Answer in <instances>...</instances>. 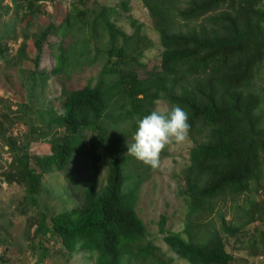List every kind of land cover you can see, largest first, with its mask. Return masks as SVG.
<instances>
[{
  "label": "trees",
  "instance_id": "1",
  "mask_svg": "<svg viewBox=\"0 0 264 264\" xmlns=\"http://www.w3.org/2000/svg\"><path fill=\"white\" fill-rule=\"evenodd\" d=\"M43 1L26 0V8ZM79 1L82 8L75 6L65 23L90 34L72 43L49 44L58 51L51 74L70 78L81 61L90 59L92 41H105L106 63L95 85L91 81L69 89L64 84L63 113L49 126L63 131L55 137L54 153L36 157L42 173L26 154L15 157L13 180L38 205L43 174L65 170L79 155L88 154L83 201L55 214L51 233L70 253L81 250L95 264H175L150 239L137 212L141 187L153 168L133 162L125 136H114L113 129L137 122L159 100L179 105L189 115L188 133L195 143L180 192L187 207L185 228L167 231L163 216L160 232L170 249L190 264H232L225 237L238 238L257 221L264 227L258 202L250 204L238 223L225 212L241 209L239 198L264 174V86L257 88L259 80L264 82V0H142L164 48L161 68L142 78L140 59L153 42L139 22L130 18L135 32L129 35L112 20V8ZM51 30L45 28L34 42L37 69ZM103 164L108 165L104 183ZM40 215L38 232L43 233L48 216ZM251 238L253 247L264 249V230Z\"/></svg>",
  "mask_w": 264,
  "mask_h": 264
},
{
  "label": "rangeland",
  "instance_id": "2",
  "mask_svg": "<svg viewBox=\"0 0 264 264\" xmlns=\"http://www.w3.org/2000/svg\"><path fill=\"white\" fill-rule=\"evenodd\" d=\"M79 2L46 0L28 10L26 0H0V264H95L81 250L70 253L63 247L61 238L51 233V218L83 201L82 186L90 173L88 154L79 155L76 163H71L65 170L43 174L38 205L28 199L24 185L13 180L15 157L26 154L36 171L42 173L36 164V157L54 153L55 137L63 131L50 130L49 126L63 113L64 84L69 89L83 88L91 81L95 85L106 63L103 55L105 41L98 45L92 41L90 59L81 61L70 78L51 74L57 64L58 51L50 49L49 44L70 43L75 37L84 39L90 34L87 29L81 32L65 23L75 6L82 8ZM87 5L97 9L101 5L112 8V20L129 35L135 32L130 18L137 20L143 34L153 42L140 59L145 67L137 71L142 78L149 71L161 68L164 48L142 0H90ZM45 28L52 30L45 41L43 57L37 69L34 42L42 36ZM263 86L264 82L259 80L257 88ZM170 107L162 99L157 102L156 109ZM135 123L129 122L113 129L114 136L123 134L130 144ZM88 147L91 148L90 143ZM194 147L189 133L183 142L166 145L160 153L159 166L152 169L141 187L137 205V212L147 227L150 239L163 253L174 258L175 264L190 263L180 259L167 245L166 235L160 232V221L163 216L166 217V230L170 232H182L185 228L187 207L180 192L186 186L184 174L190 165ZM99 151H104L101 145ZM131 157L133 162L137 161ZM107 170L108 165L103 164L102 183ZM70 179H74V183ZM252 202H258L264 210V174L260 182L253 185L251 192L239 198L237 204L241 209L232 207L225 211L227 219L241 222L238 219ZM41 213L48 216V229L43 233L38 232ZM263 230L262 222L257 221L246 226L238 238L225 237L227 251L234 257L232 264H264V249L253 247L251 238Z\"/></svg>",
  "mask_w": 264,
  "mask_h": 264
},
{
  "label": "clouds",
  "instance_id": "3",
  "mask_svg": "<svg viewBox=\"0 0 264 264\" xmlns=\"http://www.w3.org/2000/svg\"><path fill=\"white\" fill-rule=\"evenodd\" d=\"M190 129L189 115L179 106L154 109L136 122L132 142L127 143V154L155 169L160 163V153L172 142H183Z\"/></svg>",
  "mask_w": 264,
  "mask_h": 264
}]
</instances>
